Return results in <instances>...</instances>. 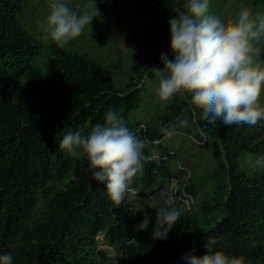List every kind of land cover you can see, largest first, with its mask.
Segmentation results:
<instances>
[{
	"label": "trees",
	"instance_id": "16d2710c",
	"mask_svg": "<svg viewBox=\"0 0 264 264\" xmlns=\"http://www.w3.org/2000/svg\"><path fill=\"white\" fill-rule=\"evenodd\" d=\"M112 0H95L98 14ZM264 6V0H255ZM23 0H0V204H18L31 216L44 195V211L30 224L31 248L14 257V264H73L90 252L94 238L106 231L110 242L125 249V264H185V254L204 255L206 237H217V250L244 257L245 264H264V120L255 126H225L219 120L210 125L203 102L194 88L177 93L169 109L148 127L147 136L162 140L179 132L181 108L189 104L202 133L217 154L210 179L216 183L209 201H198L193 212L184 213L169 235L153 236L155 211L146 231H139L128 243L133 226L126 220V207L113 203L104 185L91 178L88 162L74 158L58 147L66 131L104 123L107 111L129 115L143 102L139 87L144 74L153 77L154 68H163L161 54H169L168 11L160 0L140 5L146 14L142 39L155 47L147 60L149 68L138 72L137 83L118 91L110 72L90 53L68 51L54 43L44 73L30 83L24 79L34 72V63L47 49L20 22ZM264 56V53H262ZM137 67V66H136ZM135 67V68H136ZM139 68V67H138ZM155 77V76H154ZM133 131V130H132ZM155 147L148 146L149 155ZM166 150L162 149L164 156ZM144 184L167 179L172 171L165 162H150ZM146 190V187H142ZM188 191L195 197L196 188ZM6 215H11L8 210ZM1 218V214H0ZM24 221V220H23ZM25 219V225H27ZM0 224V240H5ZM76 246H83L76 251Z\"/></svg>",
	"mask_w": 264,
	"mask_h": 264
},
{
	"label": "clouds",
	"instance_id": "9594fccd",
	"mask_svg": "<svg viewBox=\"0 0 264 264\" xmlns=\"http://www.w3.org/2000/svg\"><path fill=\"white\" fill-rule=\"evenodd\" d=\"M171 8L175 16L168 21V46L174 58L168 59L162 53L160 59L164 67L151 70L158 78L157 97L167 101L177 93L194 88L195 95L203 102L210 125L219 120L230 127L240 124L255 126L264 120V104L261 102L264 96V60H261L264 12L241 7L232 14L217 0H172ZM97 12L95 0H89L88 6L80 11L72 8L69 0H54L47 17L46 39L59 48L69 46L91 25ZM26 78L24 81L30 83L38 77L30 82ZM193 118L196 121L194 114ZM198 130L199 140H202V131L199 127ZM135 131L126 126L120 114L109 110L104 123L92 125L87 134L84 129L66 131L58 142V147L72 157L86 159L91 178L104 185L113 203L127 208L126 220L133 226L130 244L135 242L139 231H146L152 222V216L145 212L139 223L134 205L140 203L142 207L143 200H156L159 194L130 186L132 178L143 171V163L146 166L150 162L168 163L177 155L171 149L175 156L169 161H146L156 154L155 149L146 155L147 141L138 138ZM161 145L158 154L163 158L170 151L162 156ZM172 176L177 177L172 173L167 178L168 183ZM167 186L161 188L162 199L150 207L156 215L152 232L156 238L171 234L173 226L185 213L174 192H163ZM37 196L38 203L31 216L30 209L24 214L18 204L9 206L1 201L0 224L6 239L0 240V264H14L17 256L25 259L31 248L30 224L44 211V195L40 192ZM7 206L12 210L9 216L6 215ZM218 242L217 237L207 236L206 253L202 256L194 251L185 254V264H245L244 257L217 250ZM92 243L90 252L77 253L78 260L73 264H125L124 247L112 244L106 231H100ZM82 249L83 246H76V251Z\"/></svg>",
	"mask_w": 264,
	"mask_h": 264
},
{
	"label": "rangeland",
	"instance_id": "374dc122",
	"mask_svg": "<svg viewBox=\"0 0 264 264\" xmlns=\"http://www.w3.org/2000/svg\"><path fill=\"white\" fill-rule=\"evenodd\" d=\"M147 1L112 0L106 6L104 13L101 15L96 13L91 25L86 27L83 33L75 38L69 46L65 47L68 51L88 52L94 56L110 72L116 89L121 93L128 91L130 84L137 83L138 72L141 74L149 68L147 60L155 53V47L147 42L149 41L148 38L144 40L140 36L143 29L136 28L137 24H143L153 15V13L146 14L140 9V5ZM160 1L168 11L169 21L175 16L171 8L172 0ZM217 3L232 14H236L241 7H249L254 12H264V6L255 0H217ZM53 4L54 0H23L22 2V10L19 15L21 24L33 36L42 39L47 45V49L35 61L34 73L26 78L27 82L41 76L47 69L45 68L47 67L46 61L52 45L46 39L48 33L47 17ZM69 4L75 10L80 11L88 6L89 0H69ZM168 21L167 32L170 36ZM167 57L168 59L174 58L172 52ZM261 60H264V56H261ZM162 65L164 67L163 63ZM154 76L148 77L147 73L144 74L139 86L142 89L143 102L138 110L129 115L127 124L133 131L141 124L152 125L157 117L169 109L173 100L172 97L167 101H161L157 97L155 89L158 85V78L156 74ZM261 102L264 104V96L261 97ZM118 114L124 121L123 113ZM181 119L180 131L166 135L162 141V149L166 151L174 149L177 153L176 157H172L167 164L172 173L181 180L185 179L188 173L191 174L190 185L196 188V203L209 201L216 188V183L210 179V175L215 171L217 154L208 138H206L207 143L199 144L201 140H199L198 124L197 120L195 121L193 118L189 104L182 105ZM146 167V164L143 163V171L132 178L130 186H145L147 193L154 192L156 194L158 192L159 194L156 200H143L142 207H140V203L134 205L139 223L145 212L154 211L150 207L162 199L161 188L168 185L167 179L158 177L154 180L153 186L148 188L149 186L143 183Z\"/></svg>",
	"mask_w": 264,
	"mask_h": 264
},
{
	"label": "built area",
	"instance_id": "2783aa9c",
	"mask_svg": "<svg viewBox=\"0 0 264 264\" xmlns=\"http://www.w3.org/2000/svg\"><path fill=\"white\" fill-rule=\"evenodd\" d=\"M148 127L145 124H141L138 126L136 131L134 132L138 138L144 139L147 141L148 146L155 147L156 154L153 155L151 158H147L146 161L151 160H158L163 159L164 161H169L170 157L175 156V152H168V154L161 158L160 154H158V150L160 148V145L162 144V140H152L147 136ZM202 134V140L200 143L205 144L206 143V137L203 133ZM191 181V174L188 173L185 179L181 180L178 177L172 176L169 179V183L167 188L163 191H170L174 192L178 201L182 204V206L185 208L187 212H193L194 207L196 205L195 197L188 191V187Z\"/></svg>",
	"mask_w": 264,
	"mask_h": 264
}]
</instances>
